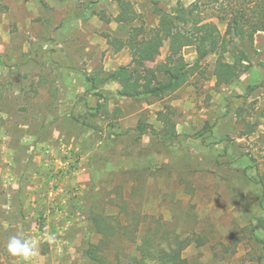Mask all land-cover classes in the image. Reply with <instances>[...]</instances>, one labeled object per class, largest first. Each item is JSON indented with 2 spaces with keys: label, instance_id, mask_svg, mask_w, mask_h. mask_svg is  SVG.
<instances>
[{
  "label": "rangeland",
  "instance_id": "374dc122",
  "mask_svg": "<svg viewBox=\"0 0 264 264\" xmlns=\"http://www.w3.org/2000/svg\"><path fill=\"white\" fill-rule=\"evenodd\" d=\"M129 1L139 15L134 26L158 24L154 3ZM194 1L157 6L170 12ZM103 12L114 18L117 2L0 0V264H87L85 249L100 238L92 226L98 214L139 223L136 243L111 239L107 255L116 264H138V245L155 232L149 250L156 257L158 247L191 239L182 252L187 264H264V231L256 228L264 189V33L242 45L250 70L232 83L216 85L210 55L201 61L203 75L177 92L135 101L117 94V82H101L132 60L107 41L125 39L130 26L106 24ZM167 49L149 66H160ZM182 54L188 63L197 58L191 47ZM168 107L177 136L164 142L155 132L164 135L160 116ZM18 232L37 243L28 261L6 251Z\"/></svg>",
  "mask_w": 264,
  "mask_h": 264
},
{
  "label": "trees",
  "instance_id": "16d2710c",
  "mask_svg": "<svg viewBox=\"0 0 264 264\" xmlns=\"http://www.w3.org/2000/svg\"><path fill=\"white\" fill-rule=\"evenodd\" d=\"M80 1V0H74ZM105 0H97L102 2ZM119 7L118 14L111 18L100 13L99 18L106 24L111 21L130 26L125 39L107 36V41L116 51L128 49L132 60L129 65L121 66L117 70L102 78L101 82L115 81L120 86L118 95L135 101H148L150 98L163 99L184 87L191 78L203 75L204 68L201 61L210 55L216 57L213 77L216 85L229 84L237 80L241 74L250 70L251 60L242 45L253 44L259 33H264V0H195L188 7L177 5L172 11L166 12L157 6L158 0H148L154 3L159 14L158 24L148 29L144 26H134L139 15L129 0H115ZM218 24L225 25L221 33ZM167 44V54L164 62L152 67L160 56L163 46ZM193 48L197 58L188 63L183 57L185 48ZM264 70V56L260 62ZM94 89L98 83L94 78L88 80ZM103 107L99 104V108ZM160 120L164 125L161 133L156 136L164 142L176 138L174 110L167 108L161 114ZM146 124L138 127L139 133L144 134ZM159 135V136H158ZM260 207L262 217L257 220L256 228L264 231V189L261 193ZM112 216L95 215L92 226L100 237L98 243L88 244L85 249L87 264H116L110 262L107 251L111 239L116 235L125 236L132 243H136L135 231L139 223H112ZM157 232L144 238L138 250L144 259L158 260L163 264H187L182 258V252L193 242L191 239L178 240L168 250L158 247L160 256H154L152 247ZM198 246L203 244L196 239Z\"/></svg>",
  "mask_w": 264,
  "mask_h": 264
},
{
  "label": "clouds",
  "instance_id": "9594fccd",
  "mask_svg": "<svg viewBox=\"0 0 264 264\" xmlns=\"http://www.w3.org/2000/svg\"><path fill=\"white\" fill-rule=\"evenodd\" d=\"M7 253L13 258L28 261L38 253V246L31 238L26 237L23 232H18L9 238L6 244Z\"/></svg>",
  "mask_w": 264,
  "mask_h": 264
}]
</instances>
